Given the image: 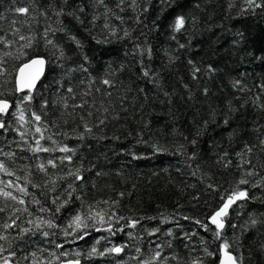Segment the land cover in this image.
Here are the masks:
<instances>
[{
	"label": "trees",
	"instance_id": "1",
	"mask_svg": "<svg viewBox=\"0 0 264 264\" xmlns=\"http://www.w3.org/2000/svg\"><path fill=\"white\" fill-rule=\"evenodd\" d=\"M0 98V264H264V0H0Z\"/></svg>",
	"mask_w": 264,
	"mask_h": 264
},
{
	"label": "snow or ice",
	"instance_id": "2",
	"mask_svg": "<svg viewBox=\"0 0 264 264\" xmlns=\"http://www.w3.org/2000/svg\"><path fill=\"white\" fill-rule=\"evenodd\" d=\"M101 2H103V0H101ZM248 3H249V5H253V4H255V0H248ZM255 6L256 7H260V5H258V4L255 5ZM15 11L18 12V13H25L26 14V13H28L29 9L26 8V7H18V8L15 9ZM183 24H184V18L183 17H178L177 20H176V25H175L176 26V29L179 30L183 26ZM22 39H23V37H22ZM72 39L75 40V37H72ZM48 43H51V41H48ZM77 43H79V42L77 41ZM43 63H44V61L43 60H40V59H34V60L31 61V64L32 65H43ZM25 67H27V65ZM21 72H23V69H21ZM148 74L149 73L147 71L144 72V75L145 76H147ZM38 76H39V72H37L32 77V82L33 83H34L35 79L38 78ZM103 82L105 84H109L110 83L108 80H104ZM29 87H31V84L29 85ZM68 91L71 92L72 89L70 88V89H68ZM24 99H30V97H25ZM9 107H10V105H9L8 101L5 100V99H3V98H0V114H6L8 112ZM33 115L35 116V119L37 121L40 120V117L38 115H35V114H33ZM20 119H23V114L22 113H21ZM225 122H227V121H225ZM101 123H103V121H101ZM85 127H86V130L87 131H91L90 128H87V126H85ZM3 128H5V123L2 120H0V129H3ZM36 131L39 132L40 129L37 128ZM37 144H39V141H37ZM39 150L48 151L49 149H47V148H43V149L37 148V149H34V151H39ZM60 150L61 151H64V152L69 151V149L67 147L61 148ZM250 150L251 149H249V151ZM66 159L70 160L71 157H66ZM48 163L49 164H52V166L55 167V164H54L53 161L50 160ZM4 167H5L4 164L3 163H0V169H4ZM40 168H41L42 171L44 170V166L43 165H40ZM9 175H11V173H9ZM73 175H75V178L76 179H82V177L79 176L78 174H73ZM239 183L240 184H245V183H247V181L242 179V180L239 181ZM21 191H23V189H21ZM0 194L4 195L7 198H11L13 200L16 199V197L15 196H12V194L9 193V192H3L2 190H0ZM121 195H123V194H121ZM70 196H71V193H69V197ZM246 197H247V192L246 191H240V190L233 191V193L227 198V200L224 203L223 207H221L212 216L211 222L213 224H215L218 229L223 228L224 225L220 221V218L222 216H226L227 215L228 209H229V207L231 206L232 203H234L238 199H243V198H246ZM19 203L22 204L23 201L20 200ZM53 203H55V201H53ZM41 210L43 211V209H41ZM59 210H60V208L57 207L56 211L58 212ZM0 211H4V209L3 208H0ZM88 220H93V221H95L97 223H104L105 222L104 221V214L103 213H100V212H97L94 216L93 215H89L86 218H83L81 215H76L75 217H73L72 225L75 226V229L76 230L87 229L89 227V223L87 222ZM13 223H14V221H13ZM41 223H46L49 228H51V227L54 226L53 223L50 220L49 221H41ZM72 225H70V227H72ZM10 226L11 225L8 224V223H5L4 224V228L5 229L9 228ZM37 226H39V225H37ZM132 226L135 227V224L133 223ZM108 230L111 231L110 228ZM65 234L67 235L68 233H65ZM86 234L87 233L85 232V235ZM44 235H48V233L45 232ZM80 238H83V237L81 236ZM0 239H6V237L0 236ZM224 247L226 249L227 248V245H225ZM123 250H124L123 249V246H114V247L105 249L104 252L119 254ZM137 251L139 252L140 250L137 249ZM104 252H99L98 253L97 249L95 247H93L91 249V251L88 253V255L89 256L95 255V254L104 255ZM156 255L158 257L159 256V253H157ZM5 264H8V261L7 260H5ZM73 264H79V260L74 261ZM221 264H236V259L230 253L225 252V256H224V259L221 260Z\"/></svg>",
	"mask_w": 264,
	"mask_h": 264
},
{
	"label": "water",
	"instance_id": "3",
	"mask_svg": "<svg viewBox=\"0 0 264 264\" xmlns=\"http://www.w3.org/2000/svg\"><path fill=\"white\" fill-rule=\"evenodd\" d=\"M34 59L43 60L44 61L43 65H32L31 61L34 60ZM26 65H27V67H25ZM45 67H46L45 60L43 58H41V57L32 58L29 61H27V62L23 63L22 65H20L19 68L17 69L16 76H15V87H16L17 93L20 94V93H24V92H32L35 89V87L38 84V82L40 81V79L43 77L44 72H45ZM21 69H23V72H21ZM37 72H39V76H38L37 79H35V81L33 83L32 82V77ZM30 84H31V87H29ZM211 218H210V223L212 225L216 226L215 224H213L211 222ZM221 218H220V221L223 223ZM221 229H219V230H221ZM225 252L229 253L228 251L225 250V248H222L221 256H220V260H219L218 264H221V260L224 259ZM74 261H76V260L62 261V262H60L58 264H73ZM236 264H237V262H236Z\"/></svg>",
	"mask_w": 264,
	"mask_h": 264
}]
</instances>
